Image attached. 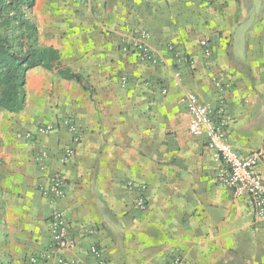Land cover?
I'll list each match as a JSON object with an SVG mask.
<instances>
[{
  "label": "crops",
  "instance_id": "obj_1",
  "mask_svg": "<svg viewBox=\"0 0 264 264\" xmlns=\"http://www.w3.org/2000/svg\"><path fill=\"white\" fill-rule=\"evenodd\" d=\"M56 5L65 22L39 26V44L58 49L85 87L34 67L25 108L0 110V264H57L55 255L40 257L51 248L49 219L57 211L76 240L61 253L72 264H168L175 257L264 264V221L222 181V162L205 137L190 133L182 99L194 92L213 112L223 105L228 140L241 154L264 146V0ZM140 32L156 62L136 51ZM66 118L74 119L79 142ZM39 123L57 128L26 139ZM67 148L75 154L62 161ZM42 149L50 155L47 171L34 156ZM256 171L264 178V157ZM49 172L66 180L57 201L40 189Z\"/></svg>",
  "mask_w": 264,
  "mask_h": 264
},
{
  "label": "built area",
  "instance_id": "obj_2",
  "mask_svg": "<svg viewBox=\"0 0 264 264\" xmlns=\"http://www.w3.org/2000/svg\"><path fill=\"white\" fill-rule=\"evenodd\" d=\"M75 1L88 7L91 5V0ZM138 37L135 39L133 45L140 57L151 62H156L157 57L147 45L145 34L140 32ZM199 44L206 57L212 55L213 51L207 39H200ZM182 58L185 59L184 56ZM176 76L179 77V73H176ZM122 82L126 84L127 78L123 77ZM164 92L166 91L164 90ZM182 99L186 103L190 115V133L194 136L205 137L207 149L212 151L222 162V181L232 190L235 197L247 196L256 219L264 221V178L256 171L257 166L264 157V146L249 154H241L228 140L223 105L216 112H213L210 106L202 102L194 92H186ZM214 114H217V117H214ZM63 124L74 135V141L79 142L80 135L74 119L66 118ZM56 128L57 126L53 124L39 123L33 130L27 131L25 137L31 140L38 135H47ZM74 154V149L67 148L61 160L66 161ZM34 156L39 167L47 171L49 167L46 161L50 156L49 152L46 149H42L37 151ZM133 186V183H128V187L131 188ZM65 187L66 180L60 174L49 172L46 184L42 185L40 189L43 196L51 201H57L65 196ZM136 204L138 207L144 208L146 200L140 198ZM49 221L52 245L49 250L43 251L40 257L48 258L55 255L57 264H72L69 259L63 257L61 254L62 251L74 249L76 246L75 238L69 234L64 213L62 211L54 212ZM91 250L97 257H102V252L98 247L92 246ZM31 261L36 262L37 256H33ZM168 264L182 263L179 257H175Z\"/></svg>",
  "mask_w": 264,
  "mask_h": 264
},
{
  "label": "trees",
  "instance_id": "obj_3",
  "mask_svg": "<svg viewBox=\"0 0 264 264\" xmlns=\"http://www.w3.org/2000/svg\"><path fill=\"white\" fill-rule=\"evenodd\" d=\"M34 3L35 0H0V110L11 113L25 108L27 75L34 67L57 70L63 78L85 87L81 74L62 65L58 49L39 44L37 25L27 17Z\"/></svg>",
  "mask_w": 264,
  "mask_h": 264
},
{
  "label": "rangeland",
  "instance_id": "obj_4",
  "mask_svg": "<svg viewBox=\"0 0 264 264\" xmlns=\"http://www.w3.org/2000/svg\"><path fill=\"white\" fill-rule=\"evenodd\" d=\"M56 3H58V0H35V3L32 6V8L27 11V17L31 18L35 22V24L37 25L39 39H40L39 26H42L43 23L53 22L54 20H57L61 25H63V23L65 22V16L63 14L55 13V9L58 8ZM49 5H51L50 10L51 11L54 10V15L47 16L48 15L47 10L50 8ZM40 18H41V21H40V25H39V19ZM44 34H45V32H44Z\"/></svg>",
  "mask_w": 264,
  "mask_h": 264
}]
</instances>
